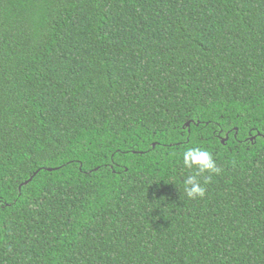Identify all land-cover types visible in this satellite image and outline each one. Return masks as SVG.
Instances as JSON below:
<instances>
[{
	"label": "trees",
	"instance_id": "16d2710c",
	"mask_svg": "<svg viewBox=\"0 0 264 264\" xmlns=\"http://www.w3.org/2000/svg\"><path fill=\"white\" fill-rule=\"evenodd\" d=\"M0 264H264V0H0Z\"/></svg>",
	"mask_w": 264,
	"mask_h": 264
},
{
	"label": "clouds",
	"instance_id": "9594fccd",
	"mask_svg": "<svg viewBox=\"0 0 264 264\" xmlns=\"http://www.w3.org/2000/svg\"><path fill=\"white\" fill-rule=\"evenodd\" d=\"M182 158L184 167L193 170V174L188 175L183 180L186 194L193 199L203 197L206 189L198 177L204 173L219 172L211 152L200 147L188 148L183 152Z\"/></svg>",
	"mask_w": 264,
	"mask_h": 264
},
{
	"label": "water",
	"instance_id": "95a60500",
	"mask_svg": "<svg viewBox=\"0 0 264 264\" xmlns=\"http://www.w3.org/2000/svg\"><path fill=\"white\" fill-rule=\"evenodd\" d=\"M189 124V123H188Z\"/></svg>",
	"mask_w": 264,
	"mask_h": 264
}]
</instances>
